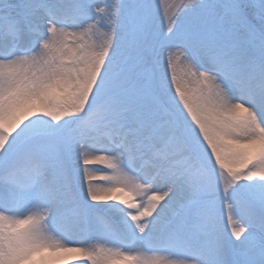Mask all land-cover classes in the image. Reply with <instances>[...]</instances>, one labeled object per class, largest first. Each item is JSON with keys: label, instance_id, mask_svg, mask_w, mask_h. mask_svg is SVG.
Wrapping results in <instances>:
<instances>
[{"label": "snow or ice", "instance_id": "6c2138e0", "mask_svg": "<svg viewBox=\"0 0 264 264\" xmlns=\"http://www.w3.org/2000/svg\"><path fill=\"white\" fill-rule=\"evenodd\" d=\"M0 264H264V0H0Z\"/></svg>", "mask_w": 264, "mask_h": 264}]
</instances>
